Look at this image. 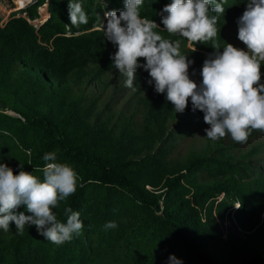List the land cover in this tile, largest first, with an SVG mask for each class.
<instances>
[{
	"label": "trees",
	"instance_id": "1",
	"mask_svg": "<svg viewBox=\"0 0 264 264\" xmlns=\"http://www.w3.org/2000/svg\"><path fill=\"white\" fill-rule=\"evenodd\" d=\"M170 2L144 0L142 18L163 29L160 13ZM82 4L89 22L77 28L71 27L69 0H0V91L12 100L11 108H0V163L16 174L20 165L31 172L43 168L45 153L55 152L80 180L76 192L53 211L66 222L64 209L71 207L84 222L80 235L59 246L34 225L22 234L14 224L8 232L0 229V264H169L170 255L183 264H264V224L259 225L264 170L235 162L222 149L173 162L177 141L203 123L170 130L174 107L154 88L144 100L139 132L128 121L118 127L102 121L95 102L71 97V76L83 75L91 64H97L96 75L115 69V46L98 20L106 10L124 8V0ZM246 5L247 0H226L217 28ZM43 7L47 18L37 22ZM34 174L43 178L42 171ZM203 175L213 181L201 182ZM18 211L28 214L23 205ZM225 219L237 226L224 232L218 222ZM109 221L117 227L105 230Z\"/></svg>",
	"mask_w": 264,
	"mask_h": 264
},
{
	"label": "clouds",
	"instance_id": "2",
	"mask_svg": "<svg viewBox=\"0 0 264 264\" xmlns=\"http://www.w3.org/2000/svg\"><path fill=\"white\" fill-rule=\"evenodd\" d=\"M225 2L171 0L160 13L161 29L154 20L142 18L144 0H124L122 10H106L98 22L104 38L116 47L111 59L115 69L126 77V87H134L135 74L142 68L150 76L148 83L154 84L157 93L166 94L176 113H184L189 101L193 111L204 113V122L209 125L205 129L207 138L218 141L230 135L234 142L245 144L253 131L264 132V0H247L238 20V39L246 49L226 43L221 52V47L213 43L216 51L204 60L200 83L190 78L194 61L182 54L181 41L161 34L166 31L169 36L186 39L195 52V45L215 41ZM68 7L71 27L89 22L82 0H69ZM42 159L43 168L34 170L42 171V179L34 171H25L23 165L16 174L0 163V229L8 232L14 224L22 234L26 225H34L40 235L59 246L80 235L84 228L80 212L71 207L64 209L66 222L58 220L53 211L76 192L80 178L70 164L58 161L55 152L45 153ZM22 205L28 214L18 211ZM116 227L115 221L104 225L105 230ZM169 264L183 261L170 255Z\"/></svg>",
	"mask_w": 264,
	"mask_h": 264
},
{
	"label": "rangeland",
	"instance_id": "3",
	"mask_svg": "<svg viewBox=\"0 0 264 264\" xmlns=\"http://www.w3.org/2000/svg\"><path fill=\"white\" fill-rule=\"evenodd\" d=\"M18 3L21 4L23 1ZM246 7L247 5L223 19L222 27L220 30L218 29V35L214 42L199 44L208 46L209 52L197 49L192 52L194 46L181 40L180 50L182 54L187 55L188 59L194 61L189 68L190 76L201 77L202 79L200 73L203 62L216 51L212 47L213 43H217L221 47L219 49L221 52L226 43H231L237 48L246 49V46L238 39V20ZM3 14L6 16L8 13L3 11ZM45 14H47V11L44 7L43 10L38 9V19L36 21H42ZM36 21L31 24H36ZM99 25L101 26L100 23ZM113 49L116 48L112 47ZM96 72L97 64H91L84 69L83 75L79 77L71 76L69 82L71 97L80 98L83 102H95V113H101L100 118L102 121H108L110 125L116 127L120 125L121 120L128 121L139 132L146 116L144 100L149 90L154 88V84L150 85L148 83L150 79L148 72H136L133 88L125 86L126 77L120 74L117 69L105 71L99 75H96ZM261 82L264 83V64L261 65ZM11 107L12 100L0 91V108L9 109ZM203 117V112L193 111L191 101H189L184 113L175 112V117L168 124L170 130H177L184 123L202 122L203 125L192 135L177 141L170 157L173 162H184L191 154H214L216 150L222 149L225 150V154H230L235 162H245L250 164L251 167L264 170V132L253 131L245 144L234 142L230 135L218 141H213L206 137L205 129L209 125L204 122ZM212 181L204 175L201 178V182L206 184ZM263 224L264 211L259 216V225ZM218 225L224 232L228 228L237 226L234 220L229 222L228 219H225L223 223L218 222Z\"/></svg>",
	"mask_w": 264,
	"mask_h": 264
},
{
	"label": "water",
	"instance_id": "4",
	"mask_svg": "<svg viewBox=\"0 0 264 264\" xmlns=\"http://www.w3.org/2000/svg\"><path fill=\"white\" fill-rule=\"evenodd\" d=\"M8 114H11V112H8Z\"/></svg>",
	"mask_w": 264,
	"mask_h": 264
}]
</instances>
